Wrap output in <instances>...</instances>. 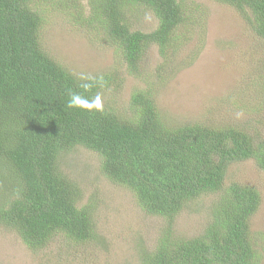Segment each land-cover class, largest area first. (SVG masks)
Masks as SVG:
<instances>
[{
  "label": "trees",
  "instance_id": "16d2710c",
  "mask_svg": "<svg viewBox=\"0 0 264 264\" xmlns=\"http://www.w3.org/2000/svg\"><path fill=\"white\" fill-rule=\"evenodd\" d=\"M217 1L264 38V0ZM36 2L0 0V224L32 250L58 233L76 243L90 240L93 208L77 206L79 191L58 166L60 154L81 146L98 154L101 173L131 191L143 212L165 220L139 264H260L264 240L257 244L250 231L260 194L236 182L224 186V180L230 164L248 159L264 172V143L236 126L168 125L149 88L131 94L130 118L116 113L100 101L104 90L117 86L116 73L78 77L50 57L40 43ZM88 5L87 27L113 45L129 75L139 76L150 45L164 58L158 67L164 72L190 38L183 37L192 18L185 0ZM139 6L153 13L155 29L129 28L126 13ZM216 193L202 233L173 237L175 216Z\"/></svg>",
  "mask_w": 264,
  "mask_h": 264
},
{
  "label": "rangeland",
  "instance_id": "374dc122",
  "mask_svg": "<svg viewBox=\"0 0 264 264\" xmlns=\"http://www.w3.org/2000/svg\"><path fill=\"white\" fill-rule=\"evenodd\" d=\"M192 18L185 29L188 42L158 67L164 58L150 45L139 76L129 75L112 44L91 30L88 0H37L41 8L40 43L43 50L78 77L116 73L117 86L102 92L101 103L131 116V94L152 90L160 117L168 125L200 123L236 126L264 143V38L256 36L232 7L217 0H185ZM81 17H84L80 19ZM131 30L149 32L157 19L143 7L126 13ZM58 166L79 191L78 205L93 208L94 236L76 243L55 234L38 249H29L16 232L0 224V264H139L143 249L151 250L165 228V220L148 215L131 191L101 173L100 157L81 146L60 154ZM231 182L254 187L260 204L250 218L257 244L264 240V172L252 159L228 166L224 186ZM218 194L187 204L176 216L172 236L200 235L209 208ZM264 264V251L260 252Z\"/></svg>",
  "mask_w": 264,
  "mask_h": 264
},
{
  "label": "clouds",
  "instance_id": "9594fccd",
  "mask_svg": "<svg viewBox=\"0 0 264 264\" xmlns=\"http://www.w3.org/2000/svg\"><path fill=\"white\" fill-rule=\"evenodd\" d=\"M85 87H87V85H85ZM69 106H70V107L72 106V103H71V102L69 103Z\"/></svg>",
  "mask_w": 264,
  "mask_h": 264
}]
</instances>
